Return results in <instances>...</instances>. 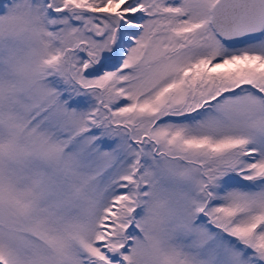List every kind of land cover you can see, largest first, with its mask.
I'll use <instances>...</instances> for the list:
<instances>
[{
    "label": "snow or ice",
    "instance_id": "1",
    "mask_svg": "<svg viewBox=\"0 0 264 264\" xmlns=\"http://www.w3.org/2000/svg\"><path fill=\"white\" fill-rule=\"evenodd\" d=\"M0 264H264V0H0Z\"/></svg>",
    "mask_w": 264,
    "mask_h": 264
}]
</instances>
